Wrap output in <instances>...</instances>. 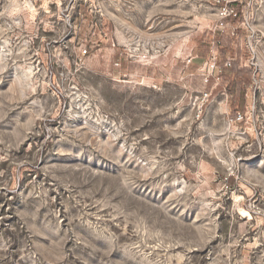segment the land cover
<instances>
[{
    "label": "rangeland",
    "instance_id": "rangeland-1",
    "mask_svg": "<svg viewBox=\"0 0 264 264\" xmlns=\"http://www.w3.org/2000/svg\"><path fill=\"white\" fill-rule=\"evenodd\" d=\"M0 264H264V0H0Z\"/></svg>",
    "mask_w": 264,
    "mask_h": 264
},
{
    "label": "trees",
    "instance_id": "trees-1",
    "mask_svg": "<svg viewBox=\"0 0 264 264\" xmlns=\"http://www.w3.org/2000/svg\"><path fill=\"white\" fill-rule=\"evenodd\" d=\"M242 22V14L241 9L236 8L232 9V12L224 16L220 21V25H225L227 23H231L234 25H238ZM219 40H205L207 43V49H210V43L212 42H219L220 49L217 50L218 56L215 63V71L214 75H208L204 77L205 88L208 89L214 83L215 78H217V83L215 84L214 88L210 91V95L216 93V91L220 89L228 88L230 91H235V99H241L242 101L239 102L241 105V109H243V97H244V89L242 87L244 77L242 75L249 76L250 68L247 66H243L244 68H240L238 54L239 51L236 50L235 56H232L228 59V49L233 43V37L229 34H225L223 31H218ZM209 52V50H207ZM200 61H203L207 58L205 54L198 55ZM191 61L189 62V64ZM239 77V78H238ZM206 79V80H205Z\"/></svg>",
    "mask_w": 264,
    "mask_h": 264
},
{
    "label": "built area",
    "instance_id": "built-area-1",
    "mask_svg": "<svg viewBox=\"0 0 264 264\" xmlns=\"http://www.w3.org/2000/svg\"><path fill=\"white\" fill-rule=\"evenodd\" d=\"M212 52H214V51L212 50ZM215 59H216V57L213 56L212 60H210L209 63H208V70L210 71V75H214L215 63H216Z\"/></svg>",
    "mask_w": 264,
    "mask_h": 264
}]
</instances>
